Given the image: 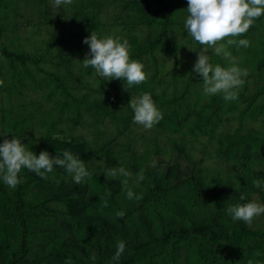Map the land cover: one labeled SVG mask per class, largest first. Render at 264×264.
<instances>
[{"label":"rangeland","instance_id":"374dc122","mask_svg":"<svg viewBox=\"0 0 264 264\" xmlns=\"http://www.w3.org/2000/svg\"><path fill=\"white\" fill-rule=\"evenodd\" d=\"M187 8V0H0V144L16 136L37 156L67 150L90 172L79 184L55 165L47 179L22 169L14 189L0 180V264H264V214L248 226L226 212L264 204V187L253 184L264 179V146L229 154L223 142L249 127L264 133V15L234 38L249 47L228 49L249 75L238 99L225 101L204 95L193 72L203 46L184 28ZM93 31L129 41L148 74L140 92L83 66ZM143 93L163 113L151 130L129 106ZM213 112L215 130L201 124ZM120 167L130 175H105Z\"/></svg>","mask_w":264,"mask_h":264},{"label":"clouds","instance_id":"9594fccd","mask_svg":"<svg viewBox=\"0 0 264 264\" xmlns=\"http://www.w3.org/2000/svg\"><path fill=\"white\" fill-rule=\"evenodd\" d=\"M71 3L72 0H54L56 7ZM187 3L189 15L184 28L188 36L203 46L197 54L193 72L202 77L204 95L222 94L225 101L237 100L239 90L243 88L249 73L246 68L238 66V61L232 57L228 49L233 45L237 49L250 46L249 40L237 41L234 38L247 33L254 21L264 15V0H187ZM83 43L90 48L82 61L83 66L91 67L97 75L108 81L118 79L122 80L124 85L126 82L128 87H132L148 78L144 64L131 59V46L127 39L121 40L119 36L114 35L99 38L97 32L93 31ZM210 49L211 55L222 56L229 60V65L224 67L219 63L215 65L211 63ZM2 84L3 81L0 80V85ZM129 106L134 111L133 122L146 130H151L163 119V113L150 93H143L136 99L132 98ZM54 165L64 168L77 184L90 177L84 161L70 151H64L62 158L58 155L52 158L47 151H41L37 156L16 136L10 140L4 139L0 144V180L9 188L14 189L21 183L19 174L22 169L26 168L47 179V174L53 172ZM118 173L130 175L123 167L110 169L105 175L115 176ZM253 184L257 188L264 187V179H254ZM133 196V192L129 190L127 197L132 199ZM240 200H245V195L242 194ZM226 212L233 222L243 221L251 226L255 218L264 214V204L252 200L231 205ZM117 215L122 217L124 213L120 212ZM125 248V242L118 241L112 260L118 262Z\"/></svg>","mask_w":264,"mask_h":264},{"label":"trees","instance_id":"16d2710c","mask_svg":"<svg viewBox=\"0 0 264 264\" xmlns=\"http://www.w3.org/2000/svg\"><path fill=\"white\" fill-rule=\"evenodd\" d=\"M151 47H152V44L150 43V48ZM0 52L3 54H7L5 47L3 45H1ZM6 56H8V55H6ZM137 90H138V92H140V86L139 85H137ZM156 98H155L156 100L162 101L160 96L158 97L156 95ZM186 119L187 118H184L183 120L185 121ZM215 120H217V114H216V112L215 113L213 112L212 114L209 115V117H207V119H205L204 122H201V120H199L198 122H201L202 126L206 127L207 129L215 130V128L213 127ZM226 136L227 137L223 140V142L225 145H229L227 147V151L229 154L231 153V150H230L231 147H233L232 150L238 151V149L241 148L242 151L247 152L252 147L257 149L260 145L264 146V133L262 132V134H261V131H256L252 127L247 128L242 133L237 130V133L235 135L229 133V134H226ZM79 203H81V202H79ZM81 204H83V203H81Z\"/></svg>","mask_w":264,"mask_h":264}]
</instances>
